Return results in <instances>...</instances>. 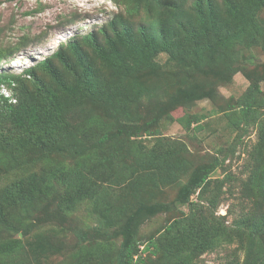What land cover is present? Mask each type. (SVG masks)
Segmentation results:
<instances>
[{
  "label": "trees",
  "instance_id": "obj_1",
  "mask_svg": "<svg viewBox=\"0 0 264 264\" xmlns=\"http://www.w3.org/2000/svg\"><path fill=\"white\" fill-rule=\"evenodd\" d=\"M134 2L145 5L136 31L118 27L116 14L22 73H0V85L12 91L0 93V168L19 171L0 187V254L21 249L16 234L24 236L31 216L51 203L53 219L90 206L93 223L77 233L70 264H196L202 254L233 244L242 260L225 264H264V119L257 122L255 160L242 187L251 204L229 225V210L216 213L222 182L211 177L225 159L193 165L187 143L162 132L169 111L197 100H210L234 126L247 125L263 105L258 76L224 105L216 86L237 71L250 76L241 52L264 47L258 19L264 0H193L187 8L185 0ZM30 43L23 35L0 44V62ZM157 52L168 54L167 67L154 59ZM97 103L106 105L100 114L92 111ZM202 118L185 112L176 121L195 137ZM109 161L126 183L118 196L105 194L95 180L112 177ZM164 187L176 188L174 200L187 211L159 199ZM157 219L164 223L140 236L143 223Z\"/></svg>",
  "mask_w": 264,
  "mask_h": 264
},
{
  "label": "rangeland",
  "instance_id": "obj_2",
  "mask_svg": "<svg viewBox=\"0 0 264 264\" xmlns=\"http://www.w3.org/2000/svg\"><path fill=\"white\" fill-rule=\"evenodd\" d=\"M171 1V0H169ZM193 0H185L186 8ZM166 7V6H165ZM130 8V11H127ZM174 8V5H173ZM164 9V8H163ZM145 13L144 3H135L134 0H0V44L13 43L18 37L27 35L31 43L19 52L10 56L8 61L0 62V73L20 74L23 69L33 66L42 59L49 57L61 44L74 37H81L90 31H95L117 14V26H129L136 31ZM116 19V18H115ZM258 19L264 23V8L258 14ZM92 53L90 52L91 56ZM241 55L248 57V70L250 76L244 72H235L226 83H218L217 92L222 105L229 98L235 100L245 91L254 77L260 78L258 84L263 96V105L256 107L253 116L245 125L240 122L238 126L230 121L229 115L218 110L216 105L208 99L195 101L191 107H179L169 111V118L162 132L184 140L189 149V159L193 165L208 162L214 156L223 160L222 164L211 174L215 180L222 182L220 201L216 208L217 214H226L227 225L240 213L246 211L250 202L244 199L245 191L242 189L244 180L248 177L250 168L255 159L252 158L254 144L257 139L258 123L264 119V47L253 46L251 50H244ZM154 59L167 67L168 54L157 52ZM62 73L63 69L58 66ZM252 73V74H251ZM31 80V76L24 75ZM45 85L53 87L54 83L45 77H40ZM31 83V82H28ZM32 87L31 84H28ZM0 93L12 96V91L0 85ZM12 101L15 99L12 97ZM106 106V105H105ZM102 103L92 106V111L100 114L105 109ZM112 106L108 102L107 107ZM78 110V108H74ZM185 112L204 115L202 129L195 134L185 132L176 118ZM78 112H73L76 118ZM29 155H34L33 149L28 150ZM65 165L70 166L73 161L68 157L56 156ZM115 159V158H114ZM116 160V159H115ZM107 174L112 177L107 181L95 179L99 187H104L108 192L118 196L126 191V183H122L115 175L112 163L106 162ZM111 163V164H108ZM5 168H0V187L5 185L15 174L7 173ZM94 180V178H93ZM176 188H161L159 199L168 201L172 210L187 211V206L175 199ZM56 196V195H55ZM55 205L47 204L43 211L31 216L28 223V232L23 236L16 234L24 241V246L13 252L0 254V264H7L21 260H28L32 264H70V254H73L77 233L85 226L91 224V217L87 210L88 205H81L64 219H53ZM170 210V211H172ZM231 210V211H230ZM162 214V215H161ZM162 218L165 213H161ZM147 222V221H146ZM145 222V223H146ZM140 227V236L145 237L156 226H161V220L147 223ZM73 252V253H72ZM242 252L237 250L235 244L221 246L212 252L202 254L196 264H225L230 260L241 262ZM73 259V258H72ZM86 263V262H85ZM88 264V263H87Z\"/></svg>",
  "mask_w": 264,
  "mask_h": 264
},
{
  "label": "clouds",
  "instance_id": "obj_3",
  "mask_svg": "<svg viewBox=\"0 0 264 264\" xmlns=\"http://www.w3.org/2000/svg\"><path fill=\"white\" fill-rule=\"evenodd\" d=\"M29 67H31V66H29ZM29 67H27V68L23 69V71H24V70H26V69H28Z\"/></svg>",
  "mask_w": 264,
  "mask_h": 264
}]
</instances>
